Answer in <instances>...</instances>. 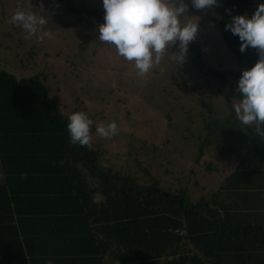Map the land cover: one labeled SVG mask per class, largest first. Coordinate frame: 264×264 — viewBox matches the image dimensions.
Here are the masks:
<instances>
[{"label": "rangeland", "instance_id": "374dc122", "mask_svg": "<svg viewBox=\"0 0 264 264\" xmlns=\"http://www.w3.org/2000/svg\"><path fill=\"white\" fill-rule=\"evenodd\" d=\"M66 2L103 12L101 0ZM68 3L0 0V72L19 79L42 74L41 81L59 107L67 105L68 111L78 107L95 127L114 121L116 135L102 138L95 133L92 141L102 146L112 164L138 182L147 184L157 178L168 187L175 174L195 164L200 143L190 136L202 130L217 103L213 98L218 82L193 65L189 47L212 43L211 29L203 30L201 24L202 12L189 7L184 17L198 22V31L183 64L173 58L177 45L168 44L159 63L139 76L133 62L97 38L96 27L103 17L83 18L69 11ZM18 8L46 19L39 39L28 37L11 21ZM216 60L207 54L202 57L207 69H216Z\"/></svg>", "mask_w": 264, "mask_h": 264}, {"label": "trees", "instance_id": "16d2710c", "mask_svg": "<svg viewBox=\"0 0 264 264\" xmlns=\"http://www.w3.org/2000/svg\"><path fill=\"white\" fill-rule=\"evenodd\" d=\"M66 7L83 18L84 15L103 17V12L86 5L76 7L68 3ZM189 47L193 52V65L199 71L211 79L224 80L216 71L207 69L199 45L190 44ZM41 75L19 79L6 71L0 72V159L6 175V183L0 185V264H28L27 260L35 254L27 244V222L22 219L25 204L38 208L42 204L49 205V212L61 207L66 213L71 210L68 212L71 214L64 217L67 221L73 220V224L77 214L92 217L90 197L96 193L104 197L101 204L93 207L99 212L96 223L111 225L113 237L118 242L116 247L124 248L132 259L138 258L140 249L146 250L139 257L146 261L169 257L168 246L175 248L174 255L183 252L182 246L191 238L187 221L192 214L200 215L206 207L202 200L192 204L191 196L186 195V182L193 172L194 177L198 176L200 167L210 172L209 165L203 163L204 158L211 154L216 157L217 152L225 149L217 132V120L209 117L202 130L190 136L200 143L194 159L195 170L188 175L185 171L175 174L172 180L175 184L168 187L157 178L147 184L141 183L130 172L112 164L102 146L92 141L96 133L93 123L88 145L70 142L67 118L79 108L72 107L68 111L67 105L59 107L41 81ZM212 113L216 116V111ZM20 163H42L47 167L28 170L11 167ZM78 173L82 174L79 179L74 177ZM87 174L97 180V188H90ZM17 183L36 185L34 190L22 191L31 192L28 201L17 199L21 193L13 186ZM106 210L108 215H101ZM176 230H184L186 234L180 236Z\"/></svg>", "mask_w": 264, "mask_h": 264}, {"label": "crops", "instance_id": "0c3cea01", "mask_svg": "<svg viewBox=\"0 0 264 264\" xmlns=\"http://www.w3.org/2000/svg\"><path fill=\"white\" fill-rule=\"evenodd\" d=\"M260 2L262 0H218L212 8L200 10L204 18L201 21L203 30L211 29L210 35L213 36L212 43L204 41L198 44L202 57L206 54L216 57V69L211 70L224 78L217 80V97L213 98L217 103L211 110L216 111V116L211 112V117L217 120V132L225 149L217 152L216 157L213 154L206 156L207 161L204 158L203 163L209 165L210 172L200 167L197 177H194V172L189 180L186 177V195L191 196L192 204L202 200L206 207L200 215L192 214L187 221L191 238L182 246L183 252L174 255L175 248L168 246L169 257L146 261L139 258L146 253L140 249L138 258L132 259L128 251L116 247L118 242L113 237L112 226L96 223L99 212L93 207L104 201L103 195L96 193L90 197L89 204L93 218L80 213L73 224V220L67 221L64 217L71 210L66 213L63 207L52 212H49V205L42 204L38 208L37 205L25 204L22 207V219L27 222L29 233L27 244L35 253L32 259L27 260L28 264H46L48 260L52 264H177V260L180 264H264V138L256 135L255 123L243 125L232 107L240 100L235 88L241 71L253 66L258 54L254 48L241 53V41L225 30V24L232 15H250ZM186 3L194 12L197 11L191 7L190 0ZM198 19L195 18L196 21ZM227 148L232 150L225 151ZM11 167L28 170L47 166L20 163ZM193 170L195 164L186 174ZM81 175L78 173L74 177ZM85 177L90 188H97L96 179L89 174ZM5 183L6 175L0 159V185ZM13 186L21 192L17 197L19 200L28 201L30 198L31 192L22 191L36 189L34 183ZM106 213L107 210L101 215L107 216ZM33 219L35 221H30Z\"/></svg>", "mask_w": 264, "mask_h": 264}, {"label": "clouds", "instance_id": "9594fccd", "mask_svg": "<svg viewBox=\"0 0 264 264\" xmlns=\"http://www.w3.org/2000/svg\"><path fill=\"white\" fill-rule=\"evenodd\" d=\"M103 23L96 27L97 38L115 47L118 55L133 62L139 76L145 75L161 60L168 44L178 47L173 58L180 65L186 58L188 45L197 35L198 22L184 20L189 4L186 0H101ZM218 0H190L197 10L210 9ZM28 37L38 35L46 24L43 16L17 9L11 17ZM225 30L237 36L239 51H257L258 59L243 69L236 82L235 92L240 100L232 105L236 118L245 126L255 123L258 137L264 138V0L249 14L232 15ZM47 34V33H45ZM178 42V43H177ZM66 124L71 143L81 146L90 142L91 119L83 112H73ZM95 132L102 138L117 134L116 123L97 125ZM46 264H52L51 260Z\"/></svg>", "mask_w": 264, "mask_h": 264}, {"label": "built area", "instance_id": "2783aa9c", "mask_svg": "<svg viewBox=\"0 0 264 264\" xmlns=\"http://www.w3.org/2000/svg\"><path fill=\"white\" fill-rule=\"evenodd\" d=\"M176 233L179 234L180 236H184L185 234L184 230H176Z\"/></svg>", "mask_w": 264, "mask_h": 264}]
</instances>
